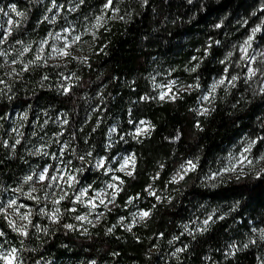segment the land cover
<instances>
[{"label":"clouds","instance_id":"obj_1","mask_svg":"<svg viewBox=\"0 0 264 264\" xmlns=\"http://www.w3.org/2000/svg\"><path fill=\"white\" fill-rule=\"evenodd\" d=\"M257 190L264 0H0V264H264Z\"/></svg>","mask_w":264,"mask_h":264},{"label":"trees","instance_id":"obj_2","mask_svg":"<svg viewBox=\"0 0 264 264\" xmlns=\"http://www.w3.org/2000/svg\"><path fill=\"white\" fill-rule=\"evenodd\" d=\"M124 43H131V41L122 42L121 43V54H117V56L114 57V59H118L121 61V63H122L121 70H123V68H134L136 66V61L138 59V57L135 55V47L133 46V51L130 54L124 49V47H123ZM219 135L221 137H223L225 135V133L221 132ZM262 193H264V190H257L258 195H260Z\"/></svg>","mask_w":264,"mask_h":264}]
</instances>
